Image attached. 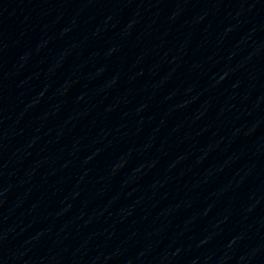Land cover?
<instances>
[{"label": "water", "instance_id": "1", "mask_svg": "<svg viewBox=\"0 0 264 264\" xmlns=\"http://www.w3.org/2000/svg\"><path fill=\"white\" fill-rule=\"evenodd\" d=\"M104 264H264V0H215L162 104Z\"/></svg>", "mask_w": 264, "mask_h": 264}]
</instances>
